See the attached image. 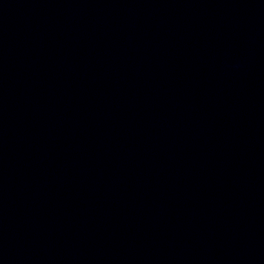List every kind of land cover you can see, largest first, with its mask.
Returning a JSON list of instances; mask_svg holds the SVG:
<instances>
[{
  "label": "water",
  "instance_id": "1",
  "mask_svg": "<svg viewBox=\"0 0 264 264\" xmlns=\"http://www.w3.org/2000/svg\"><path fill=\"white\" fill-rule=\"evenodd\" d=\"M0 264H264V0H0Z\"/></svg>",
  "mask_w": 264,
  "mask_h": 264
}]
</instances>
